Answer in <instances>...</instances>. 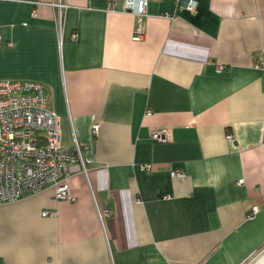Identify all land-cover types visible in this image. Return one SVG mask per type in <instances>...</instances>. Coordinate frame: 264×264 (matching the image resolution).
<instances>
[{
    "label": "crops",
    "instance_id": "obj_1",
    "mask_svg": "<svg viewBox=\"0 0 264 264\" xmlns=\"http://www.w3.org/2000/svg\"><path fill=\"white\" fill-rule=\"evenodd\" d=\"M123 1L0 0V81L41 85L93 160L72 202L0 203V264H264V0H149L138 41Z\"/></svg>",
    "mask_w": 264,
    "mask_h": 264
},
{
    "label": "built area",
    "instance_id": "obj_2",
    "mask_svg": "<svg viewBox=\"0 0 264 264\" xmlns=\"http://www.w3.org/2000/svg\"><path fill=\"white\" fill-rule=\"evenodd\" d=\"M149 0H124L123 11L132 12L138 19L134 39L142 40L144 32L141 20L146 16ZM53 6L59 13L66 8L61 0ZM177 10L193 12L195 0H179ZM108 10H115V2ZM168 17V15H165ZM0 37V47H1ZM253 68L264 73V52H260L253 62ZM222 67H217L221 72ZM99 124L91 127V135L97 137ZM169 128L154 130L149 138L153 142L165 143L170 140ZM231 140V136H227ZM87 146L76 145L65 151L60 145V123L58 116L48 107L44 89L33 82L0 81V203H11L26 196L37 194L50 187L56 200L74 201L69 191L68 181L77 174H86L93 160L83 155ZM145 172L151 165L142 166ZM171 177L183 178L185 174L174 169ZM258 209L253 207L248 213L253 218ZM110 216L108 209L103 211ZM43 216H53L44 212Z\"/></svg>",
    "mask_w": 264,
    "mask_h": 264
}]
</instances>
